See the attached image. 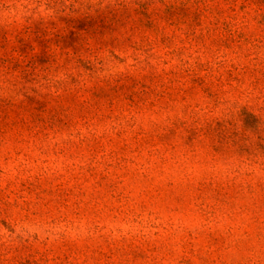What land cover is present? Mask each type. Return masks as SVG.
<instances>
[{"label":"rangeland","instance_id":"rangeland-1","mask_svg":"<svg viewBox=\"0 0 264 264\" xmlns=\"http://www.w3.org/2000/svg\"><path fill=\"white\" fill-rule=\"evenodd\" d=\"M263 17L0 0V264H264Z\"/></svg>","mask_w":264,"mask_h":264},{"label":"trees","instance_id":"trees-1","mask_svg":"<svg viewBox=\"0 0 264 264\" xmlns=\"http://www.w3.org/2000/svg\"><path fill=\"white\" fill-rule=\"evenodd\" d=\"M263 11L264 16V0H252ZM264 20V17H263Z\"/></svg>","mask_w":264,"mask_h":264}]
</instances>
